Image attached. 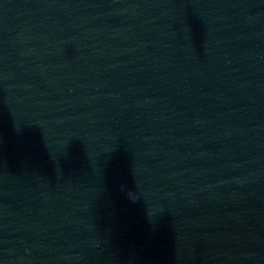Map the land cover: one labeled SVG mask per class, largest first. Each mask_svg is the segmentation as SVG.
<instances>
[{
  "label": "water",
  "instance_id": "water-1",
  "mask_svg": "<svg viewBox=\"0 0 264 264\" xmlns=\"http://www.w3.org/2000/svg\"><path fill=\"white\" fill-rule=\"evenodd\" d=\"M0 264H264V0H0Z\"/></svg>",
  "mask_w": 264,
  "mask_h": 264
}]
</instances>
